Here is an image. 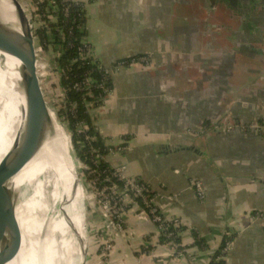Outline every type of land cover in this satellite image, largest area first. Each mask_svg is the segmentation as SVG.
Wrapping results in <instances>:
<instances>
[{
    "label": "crops",
    "instance_id": "crops-1",
    "mask_svg": "<svg viewBox=\"0 0 264 264\" xmlns=\"http://www.w3.org/2000/svg\"><path fill=\"white\" fill-rule=\"evenodd\" d=\"M84 12L83 37L112 72L113 97L89 115L106 163L125 166L184 225L179 244H159L130 197L122 231L94 206L90 264H264V220L252 218L264 212V130L240 129L264 124V0H88ZM144 55L148 66L115 69Z\"/></svg>",
    "mask_w": 264,
    "mask_h": 264
},
{
    "label": "bare ground",
    "instance_id": "bare-ground-1",
    "mask_svg": "<svg viewBox=\"0 0 264 264\" xmlns=\"http://www.w3.org/2000/svg\"><path fill=\"white\" fill-rule=\"evenodd\" d=\"M12 9L14 6L10 0L0 2L2 19L19 29L18 16ZM2 53L5 57H0V162L21 134L30 97L27 67L19 49L11 46ZM50 115L51 123L41 144L7 179L11 193L18 195V219L23 232L22 249L9 264L84 263L87 236L78 169L70 137L54 114L51 112ZM51 176L60 180L56 192L59 197L54 191H50V197L43 192V186ZM48 198H51L52 204ZM69 218L74 220L82 233L80 251L66 223ZM32 249L40 250L43 256L41 262L33 259Z\"/></svg>",
    "mask_w": 264,
    "mask_h": 264
},
{
    "label": "built area",
    "instance_id": "built-area-1",
    "mask_svg": "<svg viewBox=\"0 0 264 264\" xmlns=\"http://www.w3.org/2000/svg\"><path fill=\"white\" fill-rule=\"evenodd\" d=\"M87 1L88 0H50L51 5L42 7L45 0H31L30 6L34 13H37L36 17L40 26L46 29L47 33L49 34V25L51 23H58V17L55 15L57 14L58 10L61 11L65 19L69 20L71 18V11L73 8L77 7L84 13ZM25 8V11H27V7ZM50 8H53V14L50 13ZM72 29L73 28H71L69 31L70 34H72ZM55 30L59 33L60 42H65V36L61 28L57 27ZM49 44H51L49 46L53 52L56 53V57L58 58L61 55L62 47L60 44H55L54 42ZM68 45L73 47L70 42ZM78 52L79 56L75 58L70 65H73L76 62L94 65L98 70L103 72V79L101 81H96L91 74H86L80 81L71 84L72 90L81 94L80 103L78 101H67L66 91L60 84L63 73L65 76V72H69L71 68L68 66L66 71L62 70V74H60V72L56 69L54 70L58 77L57 81L59 84V92L61 94V105L64 109L66 108L67 112L71 113L74 117L78 113L79 105H82L85 114L91 115L95 106L113 97L114 93L113 87L107 85L108 80L111 78V70L103 66L94 58L93 50L91 46L85 41L84 37L81 38V41L78 45ZM134 64L148 66L150 64V58L146 55L133 57L131 59L129 58L124 62L116 64L115 69L119 70L123 66L129 67ZM51 79H53V76ZM235 127V125L229 124L223 127V129L230 131ZM240 129H253L261 131L262 129L264 130V124L240 126ZM77 131L83 136L84 139L83 142H80V144H82L81 146L84 148L85 145L83 144L86 142L88 146L87 152L90 155L91 165H84L86 170H88V175L90 177L89 183L91 191L95 193L94 195L96 196L94 198L95 201L93 202L97 203L98 206L100 205L101 208H103V213L113 222L116 230H123L125 211L124 196L126 195L130 197L134 203L140 204L144 210L147 211L150 220L157 227L158 236L160 237L162 235L170 238L167 243L173 245L174 239H171L173 232L170 233L169 228H173V230L180 233L184 227L182 221L178 217H174L168 213H165L164 210L154 201V197L150 194L148 186L142 183L140 180L129 177L126 174L125 166H113L107 164L105 158L106 154L102 153L99 148L93 145L96 137L89 134V128L84 125L82 121L77 123ZM123 149H125V147L119 148L118 151ZM190 186L194 190L197 199L201 203L205 202L206 188L203 183L200 180L192 179L190 181ZM171 200H177V198L171 197ZM252 218L254 220H264V212H257ZM235 233L236 232L233 230H229L226 233L221 247V252L223 255L231 251ZM110 248V246H106V250H109ZM179 254L181 256H185L187 254L186 248H181L179 250ZM191 257L193 258L194 256ZM218 258L220 260V255Z\"/></svg>",
    "mask_w": 264,
    "mask_h": 264
},
{
    "label": "water",
    "instance_id": "water-1",
    "mask_svg": "<svg viewBox=\"0 0 264 264\" xmlns=\"http://www.w3.org/2000/svg\"><path fill=\"white\" fill-rule=\"evenodd\" d=\"M10 1L18 16L19 29L4 21L0 15V52H6L11 46L19 49V54L27 67L30 97L25 108L21 134L0 162V264H9L14 260L23 245V232L17 210L18 195L15 192L11 193L7 179L35 152L51 123L50 110L41 84L43 77L40 74L39 50L30 19L18 0ZM70 143L74 147L73 135L70 136ZM39 252L40 250H31V256L36 262L38 260L41 262L43 257Z\"/></svg>",
    "mask_w": 264,
    "mask_h": 264
},
{
    "label": "trees",
    "instance_id": "trees-1",
    "mask_svg": "<svg viewBox=\"0 0 264 264\" xmlns=\"http://www.w3.org/2000/svg\"><path fill=\"white\" fill-rule=\"evenodd\" d=\"M49 5H51L50 0H45L44 5L42 7ZM52 12H53V8H50V13L53 14ZM84 13L81 9L77 7L73 8L71 11V18L67 20L63 17L61 11L58 10L57 14H55L58 17V23L55 24L51 23L49 25L50 33L48 34L47 30L44 28L39 29L36 33L40 40V43H43L42 47L44 46L46 48V45L51 42L52 43L54 42L55 44H60V46L62 47L61 55L55 60V69L59 71L60 74H62V70L66 71V69H68V66H70L71 70L69 72H65V76L63 73V76L61 77L60 85L66 91L67 101H78L79 103L81 101V94L76 93L74 90H72L71 84L80 81L83 78V76H85L88 73L91 74L96 81H101L103 79V72L101 70H98L94 65H91L89 63L86 64L82 62H76L73 65H70L71 62L79 56L78 45L81 41V38L84 35V29H83L84 19H85ZM57 27L61 28L65 36V40H66L65 42H60L59 33L55 30ZM71 28H73L71 31L72 34L69 33ZM69 42L73 45V47L68 45ZM123 61H126V59H124ZM107 83L108 86L113 87L111 84V79H109ZM63 114L67 120L68 127L72 135L74 136V145L77 152V156L81 159L83 163L91 165L90 155L87 152L88 149L87 142L83 144L85 145L84 148L81 146L82 144H80V142H83L84 139L83 136L79 134V132L77 131L78 122L82 121L84 125H86L89 128L88 131L89 134L96 137V140L93 142V145L99 148L102 153L106 154L107 148L106 145L104 144V140L98 134L97 129L93 126L90 116L84 113V109L82 105H79V110L78 113L75 115V117L71 113L67 112L66 109L64 110V108H63ZM169 232L170 233L173 232L171 239H174L176 244H179V238L177 237L180 233L173 230V228H169ZM169 239L170 238L161 235L159 237L158 243L159 244L166 243Z\"/></svg>",
    "mask_w": 264,
    "mask_h": 264
},
{
    "label": "rangeland",
    "instance_id": "rangeland-1",
    "mask_svg": "<svg viewBox=\"0 0 264 264\" xmlns=\"http://www.w3.org/2000/svg\"><path fill=\"white\" fill-rule=\"evenodd\" d=\"M2 0H0L1 2ZM20 4H22L24 10H26L25 7H27V11L26 14L30 19L31 25H32V29L33 32L35 34V36L37 37V46H38V50H39V66H40V74L42 75V80H41V84H42V88H43V92H44V96L48 105V108L50 110V113L52 112V114H54V117H56L57 121L60 123V125L62 126V128L64 129V131L66 132V134L68 135V137H70L72 135L69 127H68V123L66 118L64 117L63 114V106L61 105V94L59 92V84H58V77L57 74L55 73V60L57 59L56 56L49 58L48 54H53V51L51 49V47L49 45L51 44H47L46 48H42V44L40 43V40L37 36V31L39 29H41L42 27L40 26V24L38 23V19L36 17V12L34 13V11L32 10L31 6H30V1L31 0H18ZM12 12H15L12 9ZM49 52V53H48ZM51 56V55H50ZM53 56V55H52ZM0 57L4 58V53L0 52ZM45 68V69H43ZM53 76V79H51V77ZM65 110V109H64ZM113 150V149H112ZM72 154L73 157L75 159V164L77 167V171H78V175L80 178V186H81V190H82V196H81V203H82V207L84 209V218H85V225H86V236H87V244H86V248H85V252H84V263L83 264H90V260H91V254H90V242L91 239L93 238L91 233H90V215H91V211L94 208V206H98L97 203L93 202L95 201V193H93L91 191L90 188V177L88 175V170H86L85 168V163H83L81 161V159L77 156V152L75 149V145L74 147H72ZM57 184L60 186V180L59 178L56 177H50L48 178V180L46 181V183L43 186V192L44 194H47V197H50L49 193L50 191H54L56 194V197H59L57 195L56 192H58L57 189ZM93 193V194H92ZM66 196V193H65ZM49 199V203L52 204L51 198ZM63 196L61 197V202H62ZM100 206V205H99ZM101 207V206H100ZM67 225L70 229V232L72 233V235L74 236V238L77 241V249L80 251L81 249V245L83 243V238H82V233L79 231L78 229V225L75 224L74 220L72 218H69L67 220ZM58 239V238H57ZM93 241V240H92ZM101 242V240H100ZM106 246H110V244L106 243ZM106 246H105V250H106ZM105 260V258H104ZM108 260H105L103 264H106ZM103 262V261H102Z\"/></svg>",
    "mask_w": 264,
    "mask_h": 264
}]
</instances>
